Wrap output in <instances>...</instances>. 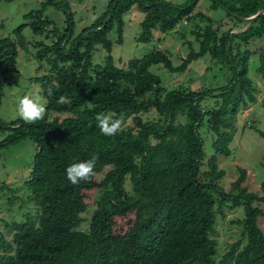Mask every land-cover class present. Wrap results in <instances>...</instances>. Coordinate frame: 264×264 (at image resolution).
<instances>
[{
  "label": "trees",
  "instance_id": "16d2710c",
  "mask_svg": "<svg viewBox=\"0 0 264 264\" xmlns=\"http://www.w3.org/2000/svg\"><path fill=\"white\" fill-rule=\"evenodd\" d=\"M210 1V9L221 7L243 30L214 27L210 15L195 10L198 0H108L74 35L69 1L43 0L24 14L28 22L14 30L16 40L0 39V74L3 68L16 71L27 26L43 37L33 42V56L48 66L31 78L47 101L45 117L32 124L0 119V130L11 132L0 146L26 137L37 148L23 183L37 211L6 224L11 234L0 233V264H264V179L254 190L246 168L237 165L238 177L223 184L218 160L231 153L240 107L257 101L247 44L264 35V13L250 23L242 17L264 9V0ZM48 7L65 13L63 31L45 15ZM134 7L142 13L138 42L149 43L154 31L167 33L193 20L196 47L177 65L168 52L153 48L118 66L108 34L115 31L114 41L122 43L124 14ZM97 46L107 52L100 62L92 56ZM203 57L227 70L229 78L219 86L195 90L177 84L165 90L149 69L162 64L181 74ZM256 73L264 77V49ZM61 97L68 102L61 103ZM108 111L123 120L114 136L101 133L95 119ZM202 129L211 135V153ZM252 129L264 138V130ZM92 156L97 157L94 175L73 185L66 167ZM225 206L242 208L243 217L232 220L240 227L239 239L218 256L213 234ZM90 208L87 228L81 229L82 214Z\"/></svg>",
  "mask_w": 264,
  "mask_h": 264
},
{
  "label": "rangeland",
  "instance_id": "374dc122",
  "mask_svg": "<svg viewBox=\"0 0 264 264\" xmlns=\"http://www.w3.org/2000/svg\"><path fill=\"white\" fill-rule=\"evenodd\" d=\"M43 0H0V39L10 38L16 40L14 30L21 24L27 23L24 14L38 9ZM71 6L72 19L74 21V35L82 28L91 24L104 10L108 0H68ZM172 4H184L188 0H164ZM210 0H198L195 10H201L210 15L214 20V27L227 29L232 32H239L242 29L234 26V21L218 7L210 9ZM45 15L52 19L59 31L65 27L66 15L62 10L48 7ZM126 24L123 28L122 43L114 40L117 38L115 31L108 34L113 43L111 54L115 64L125 67L127 61L134 57H141L151 49H161L169 53L174 65L181 62L191 47H196L194 35L191 34L194 22L182 21L175 28L167 33L154 31L153 39L149 43H140L135 37L140 33V21L142 13L137 8L131 9L124 14ZM195 20V19H194ZM199 24V20H195ZM25 47L18 46L16 71H4L0 74L2 94L0 98V119L6 123L19 119L17 114V102L24 95L33 97L40 95L39 84L31 80L32 77L41 75L48 70L45 62L34 58L33 42L43 39L41 35H35L27 26L23 29ZM42 37V38H41ZM252 51L249 61V76L258 86L257 101L247 106H241L235 118V131L230 143L231 153L229 156H220L219 165L225 170L223 184L238 177L237 165L247 170V183L254 190H258L261 181L264 179V138L252 129L253 126L264 130V107L261 105L264 97V77L256 73L257 56L261 49H264V35L261 38L255 37L247 44ZM107 52L100 46L94 50L92 56L94 62L103 60ZM150 71L157 74L165 90L173 89L177 84L191 89H203L212 86H219L229 78L225 69H220L212 63L208 57L199 58L192 62L189 68L181 74L169 72L162 64H153ZM209 100L207 103H211ZM153 116L154 113H148ZM144 118L147 114H143ZM205 142V150L208 153L211 149V135L202 129ZM9 130H0V141L10 135ZM37 151L35 144L29 138H21L17 142L7 143L0 146V233L6 237L10 232L6 224L12 220L20 221L26 213L35 217L37 206L30 201L27 190L23 183L27 180L32 168L33 157ZM91 210L84 212L85 218L81 229H86L89 223ZM225 218L217 217L216 231L213 237L217 241L218 256L226 252L231 244L239 239L240 227L232 220L243 217L242 208L225 206Z\"/></svg>",
  "mask_w": 264,
  "mask_h": 264
},
{
  "label": "clouds",
  "instance_id": "9594fccd",
  "mask_svg": "<svg viewBox=\"0 0 264 264\" xmlns=\"http://www.w3.org/2000/svg\"><path fill=\"white\" fill-rule=\"evenodd\" d=\"M48 95H52V90L48 89ZM61 103H67L66 98H60ZM47 111V101L44 97L37 95H24L17 102L18 118L25 123H35L45 117ZM95 119L98 121V127L101 133L105 136H114L122 131V118L117 116L114 111L99 112L96 114ZM97 157L83 161L71 163L65 169L67 179L76 185L80 181H87L94 175Z\"/></svg>",
  "mask_w": 264,
  "mask_h": 264
},
{
  "label": "water",
  "instance_id": "95a60500",
  "mask_svg": "<svg viewBox=\"0 0 264 264\" xmlns=\"http://www.w3.org/2000/svg\"><path fill=\"white\" fill-rule=\"evenodd\" d=\"M264 13V9H260L255 14L248 16V17H242L243 20H246L248 23L252 22L258 15H261Z\"/></svg>",
  "mask_w": 264,
  "mask_h": 264
}]
</instances>
